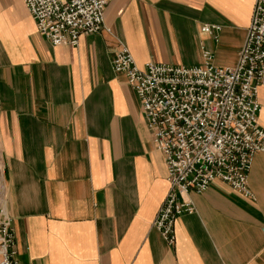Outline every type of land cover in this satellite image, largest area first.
Segmentation results:
<instances>
[{"label":"crops","instance_id":"1","mask_svg":"<svg viewBox=\"0 0 264 264\" xmlns=\"http://www.w3.org/2000/svg\"><path fill=\"white\" fill-rule=\"evenodd\" d=\"M254 0H109L102 28L53 45L23 0H0V204L20 264H264V152L252 197L189 192L169 245L153 220L169 190L135 90L112 66L233 65ZM203 24L220 28L212 34ZM264 129V85L257 91Z\"/></svg>","mask_w":264,"mask_h":264},{"label":"built area","instance_id":"2","mask_svg":"<svg viewBox=\"0 0 264 264\" xmlns=\"http://www.w3.org/2000/svg\"><path fill=\"white\" fill-rule=\"evenodd\" d=\"M109 0H23L38 32L53 45L76 46L82 34L98 32ZM216 24L201 31L217 39ZM112 66L135 90L152 143L162 153L169 190L153 220L174 244L176 218L194 210L189 192L214 181L252 197L248 172L255 153L264 152L257 99L264 85V0H254L245 37L233 65L217 66L202 48V62L185 66L149 61L139 68L123 44ZM0 264H20L11 218L0 204Z\"/></svg>","mask_w":264,"mask_h":264}]
</instances>
